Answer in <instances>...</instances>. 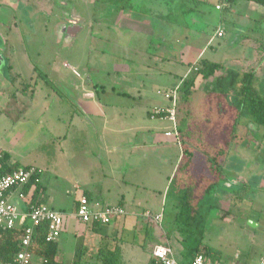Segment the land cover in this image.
<instances>
[{
    "label": "rangeland",
    "instance_id": "obj_1",
    "mask_svg": "<svg viewBox=\"0 0 264 264\" xmlns=\"http://www.w3.org/2000/svg\"><path fill=\"white\" fill-rule=\"evenodd\" d=\"M12 1L6 0L7 3ZM23 1L22 4L26 5L29 1L31 4L25 12L37 8L36 0ZM195 1L191 0L190 4ZM197 1L200 6L199 11L206 21L205 34L198 39V43L183 47L182 43L152 41L151 39V45L147 51L160 53V55L165 53L167 55L171 51V55L177 59L181 58L188 68L199 56V51L206 46L207 37L214 35L217 26L222 23L221 12L215 8L216 0ZM46 2L51 6L55 0ZM183 3V1L179 2L178 6L180 7ZM137 4L138 17L144 19L147 16L150 21L146 24L148 26L152 24V32L154 30L158 35L160 30H157L156 25L161 19H166L169 13L163 14L159 9L156 14L151 13L150 16L141 0L140 2L137 0ZM80 7L84 13L85 10L97 15L105 13L101 10L99 13V10L94 11L86 6ZM238 8L239 6H236L235 9ZM1 9L0 20L2 21L11 19V16L16 14L9 7ZM25 12L22 11L20 14L26 15ZM172 12L171 10L170 14ZM21 15H19L20 18ZM106 15L111 23L116 22L117 13L109 10ZM224 15L223 23L227 28L228 38L226 34L224 37H216L212 45L206 46L205 53L202 55L208 60L221 63L222 68L207 79L198 78L193 93L185 100L181 96L178 109L179 128L182 129L180 134L181 132L191 133V142L200 148L198 155L202 158V150L215 147V140L222 128L227 130V128L224 129L225 125H229L227 121L237 113L236 108L231 106L232 103L229 101L233 98L235 87H225L226 93H220L219 90L211 92L207 88L214 87L215 79L225 75L231 68L240 73L253 71L256 73L255 86L260 88L264 84V39L255 40L251 44L252 48L257 51V53L254 52L253 58L250 53L251 48L247 47L248 39L235 42L230 38L232 20L237 13L233 14L223 10ZM100 17L96 16V20L100 21ZM176 18L185 24L183 12L178 10ZM30 22L28 19L22 21V37H20L19 29L13 27L11 35L9 33L6 49L4 52L0 51V146L9 154L11 160L20 166L32 165L44 170L43 184L46 187L47 196L44 201L55 209L61 210L65 215L74 211L75 198L78 200L87 189L85 181L80 182L85 179L92 184L89 190L100 200L112 204L122 203L128 214L126 220L131 223L130 225L126 223L124 235L132 230L135 241L139 245L143 244L146 249L138 255L136 264H146L150 257L147 250L155 243H164L167 238L164 233L170 234L168 240L175 249V257L179 259L176 250L181 249V245H178L176 241L175 231L177 198L168 194L171 181L168 183V188H165L167 184L165 175L169 176L174 166L179 163L183 153L182 144L177 143L172 137L168 144H147L146 148H142L141 153L137 154L138 158L142 159L141 170H137L136 174L132 175L131 171H128L130 166L125 164L121 167L118 176L121 178L124 175L126 180L115 182L116 177L114 178L109 171L111 169L108 167L107 157L104 152H100L98 146L95 145L91 148L92 150L90 149L93 152L92 155L90 151H86L84 137L79 136L78 130L72 128L67 138L65 135L72 111L67 103L72 101L77 107L83 102L92 101L83 96V92L79 91L81 88L77 89L78 85H82V78H90L88 81L97 93L96 99L101 102L118 104L123 116L126 113L128 123L138 125V122L144 119L157 134L163 133L162 129L170 125L167 120L148 116L146 114L148 105L141 98L142 93L138 91L140 88L126 87V83L120 77L118 65L123 60L124 53L121 48H117V44L121 41L119 39L120 30L113 24H110L111 26L101 25L102 21L100 25L96 23L93 27H88L86 24L83 31L74 37L65 36L58 30L55 15L41 11L32 25ZM108 28L111 32L104 31L103 34V30ZM6 29V27H0V34L4 38H6ZM190 33L193 34L191 29ZM103 50H106L105 54H107L103 56L108 64L107 67L99 64ZM23 53H27L29 61L37 67L34 75L31 71L32 65L29 68L27 61L22 59ZM153 66L151 80L140 75H136L134 79L141 85L145 83L147 89L154 93L158 100H162V96L155 93L158 88H166L164 81L166 74L161 76L158 73L155 74V71L165 73L166 67L160 62L158 66L155 64ZM169 79L179 82V77ZM26 84L29 86V91L24 92L23 86ZM71 90L76 92L72 97L69 94ZM218 94L220 96L217 97ZM29 101L33 104H29ZM134 105L140 107L135 115L133 114L135 110H132ZM239 122L237 137L231 143L230 152L236 154V150L238 152L242 150L240 153L249 156H246L248 162L246 160L242 173L232 171L218 184L214 194V202L217 206L212 211L210 210L207 217L204 239L205 244L222 253L223 259H228L235 252L242 254L250 252L252 256L264 252V127L256 128L246 116L242 117ZM48 131L53 132L54 135L49 134ZM162 135L164 137V133ZM220 143L224 142L220 141ZM145 154L146 156L143 157L142 155ZM246 164H248L247 167ZM226 165L232 168L230 163ZM84 167H91L92 177L82 172ZM176 171L177 167L173 177ZM74 172L80 174L82 179L73 177ZM233 175L238 178L255 177V180L251 181L248 187H242L235 192H225V187L230 189L231 186L233 188L236 186L231 181ZM131 176L138 177L136 181H133L134 178ZM235 182L239 184L238 180ZM76 183L79 185L78 188H75ZM123 195H125L124 199ZM146 210L152 213H155V210H161L163 213L161 225L152 217L143 215ZM133 211L141 215L133 217L129 214ZM69 218L71 219L70 224L56 240L59 246L58 259L64 264H72L79 256L83 257V260L91 258L90 253L103 242L100 240L102 235L100 233L110 231L113 227L112 224H104L101 225L99 232H95L77 218L73 216ZM250 220L256 224L251 225ZM136 223L140 226L134 227ZM129 239L131 240L132 237ZM125 255L128 259L131 253L126 250ZM128 261L126 260L125 264ZM39 262V258L35 259V263ZM81 263L85 264L84 261Z\"/></svg>",
    "mask_w": 264,
    "mask_h": 264
},
{
    "label": "crops",
    "instance_id": "obj_2",
    "mask_svg": "<svg viewBox=\"0 0 264 264\" xmlns=\"http://www.w3.org/2000/svg\"><path fill=\"white\" fill-rule=\"evenodd\" d=\"M182 1L184 3L181 4V6L179 7L178 3ZM169 2H170V10L168 11L169 13L168 16H166V19L164 20L161 19L160 21H158V25H156L157 30H160V33L158 35L155 34L154 30L152 32L151 30L152 24L148 26L145 20H142L141 21L142 23H137L139 25H132L127 22L128 24L124 25V27H126V30L124 32L125 38L121 39V41L117 44V48H121L124 51L122 55L123 60L118 65V67H120L119 75H121L120 77H122L124 83H126L127 85L126 87L131 88V89H136V88L141 89V90L139 89L138 91L139 93H142L141 98L145 101V104L148 105V108L146 107V114L148 116H149L150 109L153 106L165 104L166 102L165 100H163L164 99L163 97H162L163 101L158 100L155 97L154 93H151L147 89L145 83L141 85V83L139 84L138 82H136L137 80L134 79L135 76L140 75L141 77L144 76L148 78L149 80H151L153 78V73L151 72V70L154 68L153 64L158 66V63L160 62V63H163V65H165L166 67L164 70L165 73H161L160 71H155L156 72L155 74L158 73V75H161V76H163V74H166L165 76L166 79L164 80L166 83L165 89L176 87L180 84V82L185 77H187L188 75H191L194 72L193 71L194 69L191 68L193 64H195V62L198 61L199 59L204 58L202 57V55L205 53L204 50L206 49V46L212 45V42L214 41V39L218 37L216 35V32L214 33V35H210L207 37L206 46L203 47L199 51L198 53L199 56L196 57V60L193 63H191L188 68L187 66H185V63L183 62V60H181V58L177 59L171 55L172 52L170 51V47L168 48L170 53H168L167 55L166 53L163 55H160V53L147 51L149 50V47L151 45V39L152 41L157 40L160 42L168 41V42L182 43L183 47H185L188 44H194L195 42L198 43V39H201L204 36L203 34H205L204 28L206 26V21L203 19L201 12L199 11L200 6L197 0L193 2V4H190L191 0H178V2L177 0H170ZM236 6H239V8L235 9ZM171 10L173 12L170 14ZM178 10L180 12H183L184 18H185L184 22L186 25L179 22L178 19L176 18ZM225 11H229L233 14L237 13V15L232 20L233 24L231 25L232 33H230V38L234 39L235 42H240V40L242 39L243 41L245 39H248L249 44L247 45V47L249 49L251 48L250 53H251V56L254 58V52L257 53V51L256 49L252 48L251 44H253V41L255 40L260 41L261 39H264V5L257 3L255 1H252V0H236L234 2L230 1V6L226 8ZM220 12H221L220 19L222 23L219 24L217 28L220 25H222L223 28L225 29V34L227 35V38H228V31H227L226 26L223 23V19L225 15L223 16V11H220ZM190 29L193 31V34L190 33ZM185 33L186 34L188 33V34L185 35ZM0 43L3 44L1 51L4 52V50L7 47L8 39H0ZM167 44L169 45V43ZM172 51H175V49H172ZM101 53H103V55L100 57L101 60H99V64H103V66L107 67L108 64L106 63V59L103 58V56L107 55L105 54L106 50H103ZM22 59H25L28 63L29 68H31L32 63L29 61V57L27 53L22 54ZM185 67L187 68V70H185L186 69ZM36 69L37 67L32 65V69H31L32 75H34ZM171 77H179V82H174L173 80L169 79ZM198 78H202V76L198 75L196 78V81ZM89 79L90 78L83 80L82 78L81 79L82 85H78L77 89L81 88L79 91L83 92V96L86 99L87 98L92 99V101L90 102L88 100L89 102H83V103L81 102L82 103L81 106L75 107L72 101L68 100L69 102L67 103V106L72 111H71V119H70L68 126L66 127L65 135L67 138L72 128H75L76 130H78L80 132L79 136L84 137L85 149L86 151H90V154L93 153L91 151L92 150L91 148L95 145L96 147L98 146L100 148V152L102 153L104 152L105 156L107 157L108 167L109 169H111L109 171L114 178L116 177L115 182H119V181L122 182L126 180V177L122 175V177L120 178L118 175L120 174L119 172L121 171L120 170L121 167H123L125 164L130 166L128 171H131L132 175H135L137 170H141L143 163H142V159H140V157L138 158L137 154L141 153L140 150H142V148H146L145 146L147 144L158 145L160 143L164 145V144L170 143V137H167L165 135L163 137L162 135L164 131L168 129L169 126H165L164 129H162L164 130L163 133L159 132L157 134L153 132V127L150 126V124H148L147 122H145L144 119L142 121H139L138 125H136V123L135 124L128 123L126 120V113H124L125 116H123V113L120 111L119 109L120 106L118 104L115 105L112 103L101 102L100 100L96 99L97 93L95 92L94 88L91 87L90 82L88 81ZM136 83H138L139 85L138 84L135 85ZM158 89H162V88H158ZM71 91L69 92V94H71L70 96L72 97L73 95L76 94V92L75 90H71ZM155 94L158 95V93H155ZM28 103L33 104V102L31 101H29ZM138 108H140L138 105H134L132 107V110H135V112L133 113L134 115ZM48 133L54 135L53 132L51 133V131H48ZM240 151L238 152V150H236L235 151L236 154H234L233 152L231 153L228 163H230L232 168L226 165L227 166L226 170L227 169L231 170V171L227 170L228 175L232 171L235 173H242L244 171L243 166H245L246 160L248 162V159L246 158V156L248 155L240 153ZM4 152L7 153L5 150ZM198 153H200L199 150H196V162L201 161V156H199ZM95 156L97 155L95 154ZM142 156L144 157L146 156V154ZM99 159H101V157H99ZM177 165L174 166L172 173L169 176L168 174L165 175V178L167 181L165 188H168L169 186L168 183H170L169 181H171V178H173V174L176 170ZM247 165L248 164H246V167ZM196 166L199 168L201 167L200 164L199 165L197 164ZM40 169L42 171L41 180L43 182L44 170L42 168ZM92 171L93 170L91 169V167L90 168L84 167L82 172L92 177L91 176L93 175ZM138 176H131V177L134 178L133 181H136ZM73 177L77 179H82L81 175L75 172H74ZM254 178L255 177L250 178V177H245V176L238 178V176L235 177L233 175L231 177V181H233L234 183L233 185H236V186L233 188L230 184L231 188L228 189V187H225L224 190L225 192L227 191L235 192L239 189L242 183L251 184L250 182L254 181L255 180ZM236 180H238L239 184L235 182ZM84 181H85V186L87 187V189L84 190V193L85 194L87 193L86 195H88V197L90 198L91 204L94 207H104L107 205H119V203L112 204V203L100 200V198H97L96 195H94L89 190L92 188V184L89 182V180L85 179V180H81L80 182L84 183ZM78 187L79 185L78 183H76L75 188H78ZM46 197L47 196H46V187H45L44 200L46 199ZM122 198L124 199L125 195H123ZM15 201L17 203H20L17 199ZM76 201H77V198H75V206L77 203ZM44 203L46 202L44 201ZM121 205L123 206L122 203ZM155 211H156L155 213L162 212L161 210H155ZM129 214L133 217L141 215L136 211H133ZM127 216L128 214L122 217L116 218L111 223L113 227L110 231L106 230V232L100 233L102 234L100 238V240L103 241L102 244H99V246L94 249L96 252L93 250L90 253L91 258L87 260H83V257H81L80 258L81 261H84L85 264H97L99 262L98 253L101 249H113L115 245L119 243L122 247V252H123V264H125L126 260H129L126 264H136L138 262V255L141 253V251L144 252V250L146 249L143 246V244L139 245L135 241L134 233L132 230H130L127 234L124 235L126 223L128 225L131 224L130 222H127L126 220ZM69 217H72V214L66 215L65 226H64L62 234L64 233V231L67 229L68 225L71 222V219ZM87 226H89L88 228L92 230L90 224L89 225L87 224ZM136 226H140V225L136 223L134 224V227ZM164 234H167V233H164ZM129 237H132V239L130 240ZM165 242H168L169 244H171L168 238L164 240V243ZM156 244H161V242L155 243L149 250H147L149 252V255L152 253V250ZM178 245L180 244L178 243ZM171 246L173 247V245ZM126 250H128L131 253V255H133V257H131V255H128V259H127L125 255ZM180 251L181 249L176 250V253L179 255L178 256L179 259H181ZM174 253H175V249H174ZM243 254L241 252H235L233 256L229 257L228 259L226 258L224 260H235L236 264H257L259 259L264 255V252L256 256H252L251 254L248 255L246 253L244 255ZM75 257H76V254H75ZM179 259L177 260L179 261ZM180 264H186V263L182 261L180 262Z\"/></svg>",
    "mask_w": 264,
    "mask_h": 264
},
{
    "label": "trees",
    "instance_id": "obj_3",
    "mask_svg": "<svg viewBox=\"0 0 264 264\" xmlns=\"http://www.w3.org/2000/svg\"><path fill=\"white\" fill-rule=\"evenodd\" d=\"M252 1L264 5V0ZM195 66H198V70H193L194 72L185 77L178 85L180 95L184 100L193 93L198 75L207 79L214 76L216 71L222 68L221 63L206 58L196 61L193 64V67ZM255 79L256 73L253 71L240 73L231 68L225 75L215 79L214 87L207 88L211 92L219 90L220 93H226L225 87H235L236 91L229 101L232 103L231 106L236 108L237 113L227 121L229 125L224 127L227 130L222 128L220 135L215 140V147L210 150H202L203 158L201 157L200 162H196V150L200 148L191 142V133L181 132L183 153L177 165L176 174L171 179V185L168 188V194L177 198L175 231L176 240L181 245L182 260L179 259L180 262L184 261L186 264H191L193 258L199 253L213 260H224L220 251L204 242L208 223L207 217L210 210L212 211L217 206L214 202L216 188L221 180L227 176L226 163H228L231 155V143L237 137L239 120L246 116L256 128L264 127V90L263 86L260 88L255 86ZM23 89L24 92L29 91L28 84L23 86ZM218 96L220 95L218 94ZM219 140L224 143L221 144ZM197 164H200L201 167H197ZM31 167H34L35 171L22 191L29 194L33 187L29 194L28 204L35 206L44 203L45 186L41 180V169L32 165L20 166L17 162L12 161L9 154L5 152L0 158V175H6L20 168L29 169ZM248 186L250 184L242 183L239 189ZM119 205L121 204L119 203ZM26 225H29V222L26 221L23 225L15 226L12 229H0V264L13 261L21 251ZM101 225L104 224L98 222L90 224L92 230L97 232ZM47 229L45 222L35 228L33 243L29 250L34 253L35 259L39 258L40 262L37 264H64L58 259L59 246L56 240L51 242L46 240ZM165 236L170 238L168 233ZM98 256L99 262L97 264H123V252L119 243L113 249H101ZM80 258L79 256L72 264H82ZM146 264L161 263L151 253Z\"/></svg>",
    "mask_w": 264,
    "mask_h": 264
},
{
    "label": "built area",
    "instance_id": "obj_4",
    "mask_svg": "<svg viewBox=\"0 0 264 264\" xmlns=\"http://www.w3.org/2000/svg\"><path fill=\"white\" fill-rule=\"evenodd\" d=\"M230 6V0H216L215 8L223 11ZM225 29L220 25L216 30L218 37H223ZM195 71L198 66L193 67ZM157 93L161 95L166 103L163 105H155L151 108L149 116L152 118H160L167 120L170 125L164 135L172 137L177 143H181V134L178 122V105L180 103V92L178 86L169 89H158ZM4 154L3 148L0 146V158ZM34 167L29 169L20 168L6 175H0V229H12L15 226H21L24 222L29 225L24 227V235L22 239L21 251L16 255L13 261L6 264H37L35 256L29 250L33 243V235L35 228L42 223H47V241H55L62 234L65 226L66 215L53 208L47 203H41L35 206H29V194L22 191L33 173ZM17 199L20 203H17ZM73 217L85 224L94 222L107 224L113 219L122 217L127 214L126 209L122 205H107L104 207H94L91 204L88 195L83 193L77 200L74 211L71 213ZM146 217H152L159 225L163 220V213L144 212ZM152 254L161 264H180L175 257L173 247L168 242L156 244L152 250ZM191 264H236L235 260H213L204 254H197ZM257 264H264V255L259 259Z\"/></svg>",
    "mask_w": 264,
    "mask_h": 264
},
{
    "label": "flooded vegetation",
    "instance_id": "obj_5",
    "mask_svg": "<svg viewBox=\"0 0 264 264\" xmlns=\"http://www.w3.org/2000/svg\"><path fill=\"white\" fill-rule=\"evenodd\" d=\"M36 1L38 4L37 8L25 12L26 8L29 5H31L30 1L25 5V4H22L24 3L23 0H13L11 3H7L6 0H0V10H2L1 9L2 7L3 8L9 7L12 12L16 13L14 16H11V19L8 18L6 21L0 20V27L7 28L6 29L7 33L5 34L6 38H4L0 34V39H9V36L11 35L12 30H13L12 29L13 27H16L17 30L19 29L20 37H22V34H21L22 21L23 20L26 21V19H28V21H31L30 23L32 25V22H35L39 11L46 12V13L47 12L53 13L58 23L57 24L58 30L61 33H63L65 36L68 35V36H73V37L76 36L81 31H83L84 26H86V24L88 27H93V25L96 23L97 25H100L102 21L103 22L101 25L113 24L109 21L106 15V13L109 10L114 11L115 14L117 13L115 17L116 22L113 25L117 26L118 27L117 29L120 30V31L118 30L120 32L119 39L125 38V33H124L126 30V27H124L125 24L130 23L132 25H139L137 23H142L141 22L142 20H145L147 23L150 21V19L148 20L147 16L144 19H140L138 17L139 14H138L137 0H57V1L55 0V3L54 4L52 3L51 5L52 7L49 6V4L46 2L47 0H36ZM138 1L140 2V0ZM169 1L170 0H141V2H143L145 7L148 9V13L150 16H151V13L156 14L159 9L162 10L161 12L163 14H168V11L170 10ZM21 6L23 8H21ZM80 6H86L87 8L94 10V11L99 10L98 11L99 13L101 11H105V13L101 15H97V14L91 13L88 10H85V13H84V10H82ZM22 11L23 13L25 12L27 14L21 15L20 13ZM19 15H21V18L19 17ZM96 16H101L100 17L101 20L100 21L96 20ZM109 28L107 30L104 29L103 34H104V31L111 32ZM2 46L3 44L0 43V51H1ZM84 79H87V78H83V80ZM263 90H264V84H263Z\"/></svg>",
    "mask_w": 264,
    "mask_h": 264
},
{
    "label": "water",
    "instance_id": "obj_6",
    "mask_svg": "<svg viewBox=\"0 0 264 264\" xmlns=\"http://www.w3.org/2000/svg\"><path fill=\"white\" fill-rule=\"evenodd\" d=\"M249 223H250L251 225H255V224H256V223H254L252 220H250Z\"/></svg>",
    "mask_w": 264,
    "mask_h": 264
}]
</instances>
